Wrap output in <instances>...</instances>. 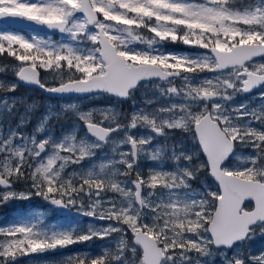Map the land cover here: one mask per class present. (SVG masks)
Instances as JSON below:
<instances>
[{"label":"snow or ice","instance_id":"6c2138e0","mask_svg":"<svg viewBox=\"0 0 264 264\" xmlns=\"http://www.w3.org/2000/svg\"><path fill=\"white\" fill-rule=\"evenodd\" d=\"M239 2L241 7L237 0H0V19L35 22L67 38L0 31V54L21 62L15 72L20 81L53 94L129 98L141 81L155 80L162 82L154 85L160 96L176 101L134 109L130 116L113 108L84 112L77 104L64 105L94 139L73 134L37 140L19 126L5 133L0 125V205L40 197L104 222L46 224L45 213L33 211L0 226V264L114 233L115 251L76 253L58 264H203L213 249H223L222 264H264V251L239 247L257 232L264 236V103L231 106L237 94L264 87V0ZM166 42L206 51L171 52ZM41 70L51 73L52 86ZM16 86L0 83V91ZM259 99L264 101V91ZM15 104L0 100L8 112ZM137 128L150 134L133 135ZM174 129L191 131L206 160L193 164L198 157L172 146L167 159L175 166L165 168L168 149L153 141ZM118 134H123L118 144L127 150L114 146L106 162L66 172L92 160L105 144L116 145L111 138ZM237 145L250 154L233 166ZM142 158L157 162L147 174L139 169ZM201 171L218 182L216 190L192 189L190 182ZM21 182L26 187L18 192L14 186Z\"/></svg>","mask_w":264,"mask_h":264},{"label":"rangeland","instance_id":"374dc122","mask_svg":"<svg viewBox=\"0 0 264 264\" xmlns=\"http://www.w3.org/2000/svg\"><path fill=\"white\" fill-rule=\"evenodd\" d=\"M255 3V0H244V4ZM237 6L241 7L239 0H237ZM0 31H10L13 33L23 34L26 37H30L35 34L39 37L52 40H61L67 39L66 36L62 37V34L55 36L49 33L39 32V31H15L8 28L4 23L0 22ZM145 36H150L146 30H143ZM137 47H142V45H137ZM165 49L171 52H180L193 54L196 52H204L206 50L199 49L196 47H191L184 45L183 43H165ZM258 62L260 59L257 60ZM21 62L16 61L13 57L7 55L5 60H0V83H5L11 85L15 83L17 86L14 91H0V100L8 99L9 103L12 100H16L15 106L12 108L11 112H8L5 108L0 107V125L3 126V131L8 132L10 128H17L18 131L24 133L27 136H35L37 140L45 139L51 136L54 139L60 140L63 137L68 135L75 134L77 138L87 137L88 139H94L87 135L84 128V123L79 120L78 115L73 110H68L64 108V105L67 104H77L79 106V111L87 112L92 109H103V108H113L117 112L125 115V107L118 106L110 99L105 98L104 95L91 96L87 98L79 97H64V98H54L49 96H39L37 91L19 85V82L16 80L15 72L17 71L18 65ZM41 77L44 81L48 83L49 86H52L54 81L52 79L51 73L44 72L41 70ZM156 83H162L159 81H146L140 84L139 89L136 92H133L130 97V102L132 104V112L134 109L148 107L149 109L167 105L170 102H176L175 98H172L170 101L162 96H160L159 90L154 87ZM179 83V82H177ZM264 91V87L254 91L252 93H239L231 101V106H238L240 104L247 103L250 107L256 108L264 101L259 99L260 93ZM153 100L152 105H146V101ZM96 102H100L97 104ZM128 104V103H127ZM31 106V107H29ZM131 112V113H132ZM51 113V114H50ZM96 115H99L97 112ZM26 118V122L21 124V118ZM45 117H48L47 120H44ZM43 121V127L41 128V122ZM128 123V121L126 122ZM258 126V125H256ZM132 134L146 135L150 134L147 129H133ZM155 135L154 133H151ZM123 138V134L114 135L111 139L116 141V145L109 142L105 144L102 149L97 150L96 156L92 160H87L82 162L81 165H72L66 169V172L80 171L81 168L87 170L93 164L97 166L101 162H106L105 157L112 155V148L114 146L118 147V150L125 151L127 150V145H119L118 141ZM154 145H165L168 149L165 153L164 167L171 170L175 165L174 162L167 157L170 155V150L172 146H175L177 153L180 151H185L192 153L194 157L193 164H199L205 159L200 153V150L197 147V141L193 138L191 131H185L180 129L167 130V137L157 136L154 141ZM250 154V150L242 145H237V150L231 159V164L233 166L240 165L245 160V158ZM118 158V157H117ZM157 165L156 161H151L148 159L142 158L139 161V169L144 174H147L150 168H153ZM191 186L193 190L203 191L205 188H211L212 190L217 189L215 182L209 177L207 171L199 173L195 180H192ZM16 191H23L21 185L15 187ZM109 196L114 195L113 193H108ZM248 207H251L252 204H246ZM12 214L7 218V213H4V208L0 205V226L6 225L9 222H14L19 220L22 217H27V215L33 211H42L45 213V223L46 224H57V225H67L73 221L78 222L80 226H86L90 222L95 223L97 226H100L104 222L101 221H92V218L85 217L82 215H77L75 209H64L57 208L50 205L47 201L40 199L38 197H33L31 200H12L11 205ZM7 206V209H8ZM71 211L70 214H64V211ZM86 230V227H85ZM118 234H113L111 237L106 239H97L70 245L64 249H57L55 252H46L43 254H30L27 256L18 257L13 264H58V262L70 255L76 253L89 252L92 255H97L103 248H110L112 251H115L117 246ZM2 239V237H0ZM125 239L128 241L129 245H132L133 238L130 232L125 234ZM243 250H251L253 254H257L260 251H264V236H261L259 232L257 235L250 241H246L242 245H239ZM219 251L223 249L216 250L213 249L212 257L202 258L203 264H222V257L219 255ZM233 250L228 251V255H232ZM138 253L141 255V249L138 248ZM138 264V260L135 262Z\"/></svg>","mask_w":264,"mask_h":264},{"label":"water","instance_id":"95a60500","mask_svg":"<svg viewBox=\"0 0 264 264\" xmlns=\"http://www.w3.org/2000/svg\"><path fill=\"white\" fill-rule=\"evenodd\" d=\"M1 21H3L4 23L8 24L9 26H11L12 28L16 29V30H31V31H40V32H44V33H49V34H52V35H60V33L57 31V30H49L47 29L45 26H38L35 24V22H30V21H27V20H24V19H20V18H3V19H0ZM256 59H260L259 57H257ZM41 75V73H40ZM16 80L19 82V84L23 85V86H26V87H30V88H34V89H37L41 92H43L44 94L48 95V96H53V97H57V98H63V97H71V96H74V97H81V98H85V97H88L89 95H86V94H53V93H48L47 91L41 89L38 85L34 84V83H28V82H25V81H20L19 78L16 76ZM146 81H152V80H144V81H141L139 83V85L143 82H146ZM139 85L137 86V88L135 90L138 89ZM260 86H257L256 88H253L250 92L248 93H251L253 91H255L256 89H258ZM133 90V91H135ZM109 95V94H107ZM110 97H113V98H117L115 96H111L109 95ZM130 98V97H129ZM129 98H117L119 100H121L122 102H126L129 100ZM85 128V126H84ZM86 130V129H85ZM236 151V149H235ZM204 156V155H203ZM233 157V156H232ZM231 157V158H232ZM204 158L206 159V156H204ZM230 158V159H231ZM210 176V175H209ZM210 178L216 183L218 184L217 181H215V179L213 177L210 176ZM246 204L250 203L252 204V202H249V201H246L245 202ZM253 206V205H252ZM71 211H65L64 214H70ZM134 242V240H133ZM142 251V249H141Z\"/></svg>","mask_w":264,"mask_h":264},{"label":"trees","instance_id":"16d2710c","mask_svg":"<svg viewBox=\"0 0 264 264\" xmlns=\"http://www.w3.org/2000/svg\"><path fill=\"white\" fill-rule=\"evenodd\" d=\"M6 57H7L6 54H0V60H5ZM10 58H12V57H10ZM37 94H38L39 96H45L43 93H41V92H39V91H37ZM112 102H113V100H112ZM96 103H97V104H100V102H96ZM123 107H125V108H123V109H126L125 116H130V114H131V112H132V104H131V102H129L128 104H124ZM96 116H97V118H99V115H96ZM127 121H128V120L125 119V120L122 121V123H126ZM203 172H205V171H203ZM133 178H134V177H133ZM19 185H21V189H24V188L26 187V185H25L24 183H22V182L16 184L15 187H18ZM8 205H11V201H9V202L6 203V204H2V205H1V207L4 208V213H7V218H9L12 214H14V213H11V207L8 206ZM7 206H8V209H7ZM249 241H250V240H249Z\"/></svg>","mask_w":264,"mask_h":264},{"label":"flooded vegetation","instance_id":"af4514ba","mask_svg":"<svg viewBox=\"0 0 264 264\" xmlns=\"http://www.w3.org/2000/svg\"><path fill=\"white\" fill-rule=\"evenodd\" d=\"M0 22L1 23H3V21H1L0 20ZM6 25V24H5ZM8 28H10V29H12V30H14L11 26H9L8 24L6 25ZM105 96V98H108V99H110L111 101L113 100V102L115 103V104H117L118 106H120L121 105V101L119 100V99H116V98H112V97H109L108 95H104ZM91 97V96H90ZM15 187V186H14ZM38 198H40V197H38ZM40 199H42V198H40Z\"/></svg>","mask_w":264,"mask_h":264}]
</instances>
